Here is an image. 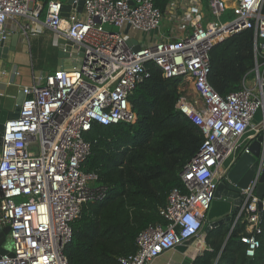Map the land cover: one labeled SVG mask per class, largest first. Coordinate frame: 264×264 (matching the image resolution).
<instances>
[{
	"label": "built area",
	"instance_id": "1",
	"mask_svg": "<svg viewBox=\"0 0 264 264\" xmlns=\"http://www.w3.org/2000/svg\"><path fill=\"white\" fill-rule=\"evenodd\" d=\"M82 1L81 12L76 9L79 0H73L65 16L67 0H0L1 39L6 38L7 21L24 18L19 28L26 36L50 30L72 48L56 69L36 74L31 84L21 87L24 99L18 115L3 123L0 227H10L7 245L12 255H0V264H69L64 248L71 239V223L88 202L105 195L97 175L83 170L91 152L87 135L93 123L135 120L129 96L146 63L159 67L166 78L191 82L197 98L182 84L175 107L199 127L203 140L180 172L182 186L172 187L159 207L161 222L142 229L136 251L118 257L119 264H152L198 236L217 186L229 183L230 168L248 152L241 138L259 109L263 120L255 134L264 131V73L258 61L264 60V0H205L206 11L201 0H168L164 10L155 0ZM181 5L180 17L188 25L176 38L162 31V21ZM229 12L233 16L222 20ZM243 29L253 31L255 87L245 76L240 89L222 96L207 78L209 51ZM256 161L252 179L239 189L241 203L226 218L230 231L245 224L240 241L247 257L259 247L257 220L264 194L257 195L256 188L264 144Z\"/></svg>",
	"mask_w": 264,
	"mask_h": 264
},
{
	"label": "trees",
	"instance_id": "2",
	"mask_svg": "<svg viewBox=\"0 0 264 264\" xmlns=\"http://www.w3.org/2000/svg\"><path fill=\"white\" fill-rule=\"evenodd\" d=\"M167 1L155 3L164 10ZM254 66L253 31L243 29L212 46L207 78L224 96L240 89L243 78L253 76ZM181 85L180 76L166 78L148 62L129 96L135 120L93 123L87 135L91 152L83 170L97 175L105 195L88 202L71 223V239L64 248L69 264H119L118 257L136 251L139 232L161 222L159 207L172 187L182 186L180 172L203 140L199 127L175 107ZM257 222L259 247L254 256L245 255L240 241L245 224L238 223L222 250L230 229L219 226L215 236L209 232L206 241L212 250H204L191 264H214L218 252L215 264H264V209Z\"/></svg>",
	"mask_w": 264,
	"mask_h": 264
},
{
	"label": "crops",
	"instance_id": "3",
	"mask_svg": "<svg viewBox=\"0 0 264 264\" xmlns=\"http://www.w3.org/2000/svg\"><path fill=\"white\" fill-rule=\"evenodd\" d=\"M231 1H233L232 3L234 4V0H229V2ZM205 4V0L200 1V7L204 9V11H206V8L204 7ZM182 9L183 5L177 6L176 10H174L175 13H173V11L167 13L165 18H169V20L163 19L167 20L168 22L167 24H162V31L166 33H172V36H175L176 38L184 35V33L187 31L188 24L180 17ZM23 21L24 18H17L15 21H7L4 26V30L7 33L6 38L4 40L0 38V110H12L14 98H16L21 92V87L23 85H28L33 82V76L36 74H43L47 71H52V69H50L43 72H37L33 62L31 66H29L25 60L27 55L31 54L27 43L29 44L30 39L36 38L38 34L29 36L23 34L22 30L19 28V24ZM57 38L58 37L56 36L52 45L55 49L54 59L56 65L58 66L60 62L56 45ZM57 66L54 69H56ZM259 70L264 73V60L262 57L259 60ZM249 85L255 87L253 76L249 80ZM192 92L194 98H196L195 90H192ZM261 112L262 113L258 115L257 118L254 116L251 126L241 138L244 140L245 145L249 144L250 140L252 139L251 136L255 134V129L260 126L263 120V110ZM217 200L225 203L222 209L218 207L221 205L220 202H216ZM232 208V202L228 201L225 197H215V199L212 201V206H210L205 214L204 224L198 236L164 252L155 258L152 261V264H191L194 258L202 255L204 250H212V245L206 241V235L211 232L212 235L215 236V231L219 226L228 227L230 229V222L227 221L226 218H228L230 214L236 212V210L233 211ZM219 220H221L222 223L212 225L213 223L216 224V222ZM206 226H210L207 232L205 231ZM230 232L231 231L229 230L223 239L220 250H222ZM6 237L8 240V234ZM214 242H216L215 238ZM7 243L8 242L6 241V245ZM219 254L220 252H218L216 258L219 257ZM215 263L216 261H214V264Z\"/></svg>",
	"mask_w": 264,
	"mask_h": 264
},
{
	"label": "water",
	"instance_id": "4",
	"mask_svg": "<svg viewBox=\"0 0 264 264\" xmlns=\"http://www.w3.org/2000/svg\"><path fill=\"white\" fill-rule=\"evenodd\" d=\"M73 0H67L66 4H63L62 10L65 16L68 15V11L70 10V3ZM82 0H79L78 6L76 7L78 12L82 10ZM128 28V26H127ZM126 28V30H127ZM134 41V40H133ZM131 40H128V43H131ZM261 43H264V38L260 39ZM57 49H58V58L60 62V58L67 55V52L70 51L72 48L70 46V42L65 41L63 38H57ZM135 50L138 47L134 48ZM262 93L260 94L262 99L264 100V84ZM24 99V94L20 92L16 98H14V104L12 110L1 109L0 110V151H1V136L3 133V123L6 119L14 118L18 115V111L20 109V105L22 104ZM264 144V131H260L255 134V136L250 140L249 144L247 145L248 152H242L236 162L232 165L228 172V179L229 183H219L215 190V197H225L228 201L232 202L233 208L232 210L235 211L237 206L241 203V196L239 189L245 188L249 181L252 179L256 166H257V157L262 149V145ZM256 194L261 196L264 194V166L263 171L259 177V184L256 188ZM3 195L2 189L0 187V197ZM260 207V205H259ZM261 208V207H260ZM222 223L221 220L216 222L217 225ZM210 226L205 227V231L209 230ZM9 225L4 227H0V255H12V252L9 250V246L6 245L7 241V234L9 232Z\"/></svg>",
	"mask_w": 264,
	"mask_h": 264
},
{
	"label": "rangeland",
	"instance_id": "5",
	"mask_svg": "<svg viewBox=\"0 0 264 264\" xmlns=\"http://www.w3.org/2000/svg\"><path fill=\"white\" fill-rule=\"evenodd\" d=\"M233 16V14L231 12L224 14L222 16V20H227L229 18H231ZM164 19H168L169 18H164ZM167 20H163L162 24H167ZM56 38V34L50 30H46V31H40L37 35L36 38H31L29 41V44L27 43V46L29 47V50L31 52V54L27 55V58H25V60L27 61L28 65L31 66L32 62L33 65L36 69L37 72L40 71H47L50 69H54L57 65L55 62V49L54 46L52 45L54 43V39ZM251 76H249L247 78V81L249 83ZM182 84L184 85V88L187 92V94L191 97H194L192 90L193 86L191 84V82L189 81H183ZM262 109H259L255 115V117L257 118L258 115H260L262 112ZM217 203L220 202L221 206H218L220 209H222V207H224V204L222 201L217 200ZM212 206V204H211Z\"/></svg>",
	"mask_w": 264,
	"mask_h": 264
},
{
	"label": "bare ground",
	"instance_id": "6",
	"mask_svg": "<svg viewBox=\"0 0 264 264\" xmlns=\"http://www.w3.org/2000/svg\"><path fill=\"white\" fill-rule=\"evenodd\" d=\"M232 2H233V1H231L230 3L233 4ZM195 94H196V93H195ZM196 98H197V95H196Z\"/></svg>",
	"mask_w": 264,
	"mask_h": 264
}]
</instances>
